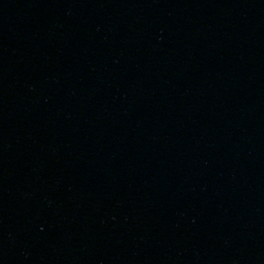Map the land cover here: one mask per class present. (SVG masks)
Segmentation results:
<instances>
[{
	"label": "water",
	"instance_id": "1",
	"mask_svg": "<svg viewBox=\"0 0 264 264\" xmlns=\"http://www.w3.org/2000/svg\"><path fill=\"white\" fill-rule=\"evenodd\" d=\"M0 264H264V0H0Z\"/></svg>",
	"mask_w": 264,
	"mask_h": 264
}]
</instances>
